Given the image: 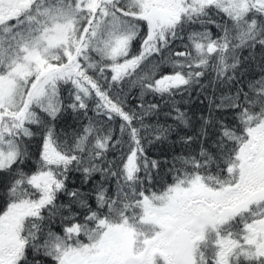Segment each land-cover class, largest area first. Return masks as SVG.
<instances>
[{"label":"snow or ice","instance_id":"obj_1","mask_svg":"<svg viewBox=\"0 0 264 264\" xmlns=\"http://www.w3.org/2000/svg\"><path fill=\"white\" fill-rule=\"evenodd\" d=\"M0 264H264V0H0Z\"/></svg>","mask_w":264,"mask_h":264}]
</instances>
